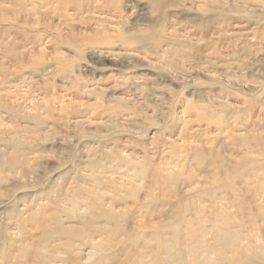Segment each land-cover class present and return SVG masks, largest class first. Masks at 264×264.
<instances>
[{
    "label": "rangeland",
    "instance_id": "374dc122",
    "mask_svg": "<svg viewBox=\"0 0 264 264\" xmlns=\"http://www.w3.org/2000/svg\"><path fill=\"white\" fill-rule=\"evenodd\" d=\"M0 264H264V0H0Z\"/></svg>",
    "mask_w": 264,
    "mask_h": 264
},
{
    "label": "bare ground",
    "instance_id": "6f19581e",
    "mask_svg": "<svg viewBox=\"0 0 264 264\" xmlns=\"http://www.w3.org/2000/svg\"><path fill=\"white\" fill-rule=\"evenodd\" d=\"M87 158H88V156H87ZM87 158L85 159V161L87 160ZM131 160H132V159H131ZM131 160H130V161H131ZM85 161H84V162H85ZM90 162H91V161H90ZM101 163H102V162H101ZM104 163H105V162H104ZM132 163H133V160H132ZM86 164H87V163H86ZM134 164H135V162H134ZM89 167H91V168H90L91 170H95V169L98 170V169H100V165H97V164H94V163H90ZM112 167H113V166H112ZM129 168H130V167H129ZM104 169H106V168H104ZM108 169H111V168H108ZM97 170H96V171H97ZM115 170H116V168H115ZM132 170H133V169H132ZM100 171H101V170H100ZM112 171H113V170H112ZM112 171H110V172H112ZM128 171H130V170H128ZM85 172H86V171H85ZM97 172H98V171H97ZM106 172L108 173L109 170H106ZM110 172H109V173H110ZM113 172H114V171H113ZM121 172H122V171H121ZM82 173H83V172H82ZM98 173H99V172H98ZM98 173H97V174H98ZM103 173H104V172H102V173H100V174L102 175ZM109 173H108V174H109ZM129 173H131V172H129ZM83 174H85V173H83ZM104 174H105V173H104ZM104 174H103V175H104ZM125 174H126L127 176L129 175L127 172H125ZM125 174H123V175H125ZM132 174H133V173H132ZM91 175H92V174H91ZM110 175H111V174H110ZM116 175H117V174H116ZM123 175H122V176H123ZM126 175H125V177L127 178ZM130 175H131V174H130ZM134 176H136V175H134ZM123 177H124V176H123ZM128 178L132 179L130 176H128ZM134 178H136V177H134ZM91 179H92V178H91ZM110 179L112 180L113 178H110ZM116 179H118V177H117ZM116 179H115V180H116ZM119 179L123 180V179L120 178V177H119ZM119 179L117 180L118 183H119ZM73 180H74V179H73ZM92 180H93V179H92ZM121 180H120V183H121ZM128 180H129V179H128ZM133 180H134V179H133ZM133 180H132V182H133ZM108 181H109V180H108ZM134 181H136V180H134ZM96 182H97V181H95L94 183L96 184ZM102 182H103V181H102ZM104 182H105V181H104ZM104 182H103L102 184H107V183H108V182H106V183H104ZM124 182H125V180H124ZM99 183H100V182H99ZM99 183L97 184V186L99 185ZM120 183H119V184H120ZM116 184H117V183H116ZM123 184H124V183H123ZM123 184H122V185H123ZM133 184H135V183H133ZM108 185H109V184H108ZM111 185H112V184H111ZM90 186H92V185H90ZM97 186H96V187H97ZM117 186H119V185H117ZM117 186H115V188H117ZM81 187H82V185H81ZM81 187H79V185H78V188L81 189ZM85 187H88V188H89L88 185L85 186ZM94 187H95V186H94ZM105 187H106V186H105ZM112 187H113V185H112ZM126 187H127V186H126ZM128 187H129V186H128ZM83 188H84V187H83ZM98 188H99V186L97 187V189H98ZM113 188H114V187H113ZM120 188H121V185H120ZM122 188H123V187H122ZM122 188H121V189H122ZM85 189H86V188H85ZM85 189H84V190H85ZM92 189H93V188H92ZM117 189H118V188H117ZM114 190H115V189H114ZM123 190H124V189H123ZM125 190H126V189H125ZM85 191H89L90 193H93V190H91V189H86ZM95 191H96V190H95ZM119 191H120V190L118 189L117 192L119 193ZM73 192H74V191H73ZM111 192H112V191H111ZM121 192H122V190L120 191L119 195H121ZM95 193H99V194H100V193H103V192H101V191L98 189V191H96ZM113 193H114V192H113ZM74 197H75V196H74ZM76 199H77V198H76ZM80 200H81V199H80ZM82 200H84V199H82ZM75 201H76V200H75ZM72 202L74 203L73 200H72ZM82 202H83V201H81L80 203H82ZM76 203H78V201H77ZM80 203H79V204H80ZM85 203H86V201H85ZM104 204H105V203H104ZM76 205H77V204H76ZM80 205H81V204H80ZM83 206H84V205H83ZM77 207H78V206H77ZM105 207H106V206H105ZM81 208H82V207H81ZM99 210H101V211L103 212V208H99ZM91 256H93V255L91 254V255L89 256L88 259L92 258ZM87 262H88V260H87Z\"/></svg>",
    "mask_w": 264,
    "mask_h": 264
}]
</instances>
